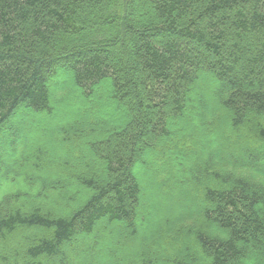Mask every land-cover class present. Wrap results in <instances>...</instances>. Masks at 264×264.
I'll return each mask as SVG.
<instances>
[{"label": "trees", "instance_id": "1", "mask_svg": "<svg viewBox=\"0 0 264 264\" xmlns=\"http://www.w3.org/2000/svg\"><path fill=\"white\" fill-rule=\"evenodd\" d=\"M101 96L125 123L87 139L68 111ZM20 109L63 116L66 156L9 167L33 195L0 177V264H264V0H0V134ZM147 154L170 170L157 203Z\"/></svg>", "mask_w": 264, "mask_h": 264}, {"label": "rangeland", "instance_id": "2", "mask_svg": "<svg viewBox=\"0 0 264 264\" xmlns=\"http://www.w3.org/2000/svg\"><path fill=\"white\" fill-rule=\"evenodd\" d=\"M123 65V64H122ZM57 81L60 83V85H69L68 78L64 77V74L60 73L57 77ZM57 82V83H58ZM58 86V90L61 91L60 94L56 95V100L59 101L63 97H65V93L61 89L65 86ZM57 89V88H56ZM105 96V95H104ZM101 96L99 98H96L92 101H88L87 103H81L77 102L75 106L69 108L68 113L73 117L78 119L76 123L79 124V126H82V128L85 130L87 139H98L103 138L108 131H110L113 128H121L123 124L125 123V117H122L123 114L117 110L114 105H112L106 97ZM85 108V109H84ZM67 113V112H65ZM103 116V121L105 123V126H92L91 124L94 123L95 119L99 116ZM62 115L55 114L53 118H45L44 116H39L37 114H34L30 112L29 110L20 109L17 110L15 114H13L9 121L6 122L3 128V132L0 134V160H2V168L0 169V177H8V179L5 183L4 181L2 183V194L3 195H9L13 194L14 192L21 190L22 192H31L28 190L26 185L23 182V179L20 178L19 174L13 173L8 175V169L11 167L14 163L18 162L24 155L25 151L27 150L28 146L30 144H36V145H42L43 147H46L50 152H52V149L58 150L59 144L55 138L56 134L59 130V125H61V119ZM212 119V118H211ZM93 121V122H92ZM208 121L210 119L208 118ZM15 133V145L10 148L9 145L3 146V143L1 141V137L9 141L10 134ZM203 132L200 134H196L193 137L190 138V143H193L196 141V137L201 140L204 137L202 135ZM201 135L203 137H201ZM192 137V136H191ZM205 138V137H204ZM227 138V137H226ZM241 144L244 146H252L253 141L250 137H241ZM3 140V139H2ZM209 139H205L204 142H206ZM212 138L210 139V141ZM227 140V139H226ZM215 141V138L212 140ZM229 142H232L229 139ZM2 150L6 152V155L4 156L1 154ZM60 156L62 158H65L66 152L62 151V148L60 149ZM64 150V149H63ZM4 152V153H5ZM167 153H173L171 149H167ZM76 157V156H74ZM74 159V158H73ZM145 162L146 166L140 167L136 174L139 176L141 184H142V190L144 194H146L145 201L146 203H157L156 201H159L162 196L158 197L156 192H154V188L152 187L151 183L154 180L159 179L161 176H168V172H170L169 167L163 164L161 160L157 156H152L147 154L145 156ZM1 167V164H0ZM64 167V166H63ZM8 175V176H7ZM152 175V176H151ZM154 176V177H153ZM172 178V177H171ZM154 179V180H153ZM170 179V177H169ZM38 190L35 192L37 193ZM82 198H84V192H81ZM34 193L31 192L30 195H33ZM156 194V195H155ZM150 199V202L148 200ZM1 206V204H0ZM147 212H150L149 217V225H147L145 222L140 225V236H143L144 234V228L149 232L150 230L154 229V223L156 214L152 209L146 210ZM185 223H183L184 227L190 226L195 224L194 217L189 216L186 217ZM152 227V228H151ZM153 237L156 239L158 237V234L155 232L153 234ZM92 238H85L84 241L88 244L91 242ZM162 251H165L164 246H159ZM82 261V263H80ZM74 264H84L83 259L81 257H77L74 261Z\"/></svg>", "mask_w": 264, "mask_h": 264}]
</instances>
